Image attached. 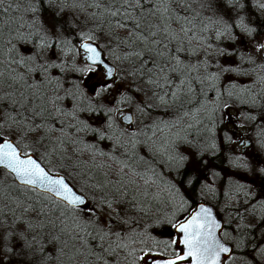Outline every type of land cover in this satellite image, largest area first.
<instances>
[{
	"label": "snow or ice",
	"instance_id": "6c2138e0",
	"mask_svg": "<svg viewBox=\"0 0 264 264\" xmlns=\"http://www.w3.org/2000/svg\"><path fill=\"white\" fill-rule=\"evenodd\" d=\"M0 264H264V0H0Z\"/></svg>",
	"mask_w": 264,
	"mask_h": 264
},
{
	"label": "trees",
	"instance_id": "16d2710c",
	"mask_svg": "<svg viewBox=\"0 0 264 264\" xmlns=\"http://www.w3.org/2000/svg\"><path fill=\"white\" fill-rule=\"evenodd\" d=\"M193 196H194V198H196V199H198L199 197H198V195H196V194H192ZM209 203H212V201L209 199V201H208ZM183 215H185L184 213H182L181 214V216H183ZM165 235H167V232H165Z\"/></svg>",
	"mask_w": 264,
	"mask_h": 264
}]
</instances>
